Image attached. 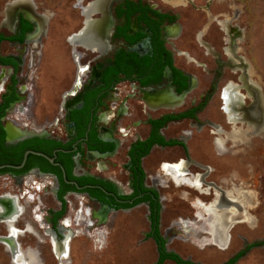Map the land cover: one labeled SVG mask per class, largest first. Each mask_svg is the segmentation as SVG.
Listing matches in <instances>:
<instances>
[{
    "label": "flooded vegetation",
    "instance_id": "obj_1",
    "mask_svg": "<svg viewBox=\"0 0 264 264\" xmlns=\"http://www.w3.org/2000/svg\"><path fill=\"white\" fill-rule=\"evenodd\" d=\"M36 7L33 0H25V5L19 0L8 2L9 10L0 28V165L21 164L27 151L44 154L28 152L21 167L6 166L8 169L0 171V178L12 182L10 189L0 192V249L8 264H29L28 258L19 259L28 251L36 264H45L44 243L58 264H66L74 237L88 235L87 230H91L88 232H102L105 240L102 228L110 213L127 212L139 205H144L147 211L149 229L145 237L151 238L156 248L150 232L157 205L158 229L166 244L168 240L160 232L163 206L157 187L171 179L166 172L177 180L184 176L191 184H194L193 176L199 175L203 188H207L203 193L213 195L207 203L218 198L220 204L228 205L227 190L211 182L205 184L210 167L193 174L188 171L192 161L182 159L169 170L163 163L174 162L164 160L156 177L144 167V159L154 148L179 147L185 154L190 149L187 140L191 131L181 129L167 136L165 130L170 124L189 120L198 129L208 124L218 130L217 124L207 118L199 120V115L218 87L221 68L232 59L219 58L211 42L203 38L206 32H199L200 42L205 51L215 56V71L179 50L173 42L182 33L177 13L163 10L149 0H73L72 7L78 9L80 18L76 28L63 36L73 62L72 76L60 94L52 118L36 124L32 120L33 87L35 77L39 78L38 64L45 54L41 42L48 34L50 19L57 18L56 13L37 11ZM216 23L230 32L227 51L235 58L240 28L231 26L229 20ZM175 54H182L210 74L208 84L197 99L189 100V105H186L187 94L198 87V81L191 71L176 63ZM243 80L249 90L254 88L251 81L244 77ZM122 84L128 88L117 91ZM237 88L233 81L220 84L221 110L230 122L254 119L257 124L253 130L259 131L264 127V118L256 88L250 106L243 103L244 94ZM130 98L147 109L146 116L134 121L133 127L145 124L148 128L144 136H134L125 150V159L117 162L115 157L123 146L120 136H126L129 131L127 124L119 123L131 115ZM240 109L242 115L238 113ZM242 131L247 139L250 131ZM151 141L144 154L145 146ZM218 151L226 149L223 146ZM118 166L126 175V183L116 177ZM186 171L193 176L187 178ZM208 188L214 191L209 192ZM47 195L54 206L47 204L44 197ZM67 196H74L77 205L71 206ZM138 198L144 199L136 201ZM127 203L131 205H123ZM190 222L184 220L181 224Z\"/></svg>",
    "mask_w": 264,
    "mask_h": 264
},
{
    "label": "rangeland",
    "instance_id": "obj_2",
    "mask_svg": "<svg viewBox=\"0 0 264 264\" xmlns=\"http://www.w3.org/2000/svg\"><path fill=\"white\" fill-rule=\"evenodd\" d=\"M13 1L0 0V28L4 15L9 10L8 2ZM33 1L36 3L37 11L53 12L56 13L54 16L59 18H52L47 24L48 34L41 42L45 54L38 64L39 78L35 77L33 87L35 107L32 120L36 124H42L46 119L50 120L56 112L61 100L60 94L71 79L73 62L68 51L69 45L63 36L76 28L80 15L78 9L72 7L73 0ZM149 1L163 10H170L179 15L177 22L182 27V33L173 40L179 50L206 63L215 71V56L205 51L200 42L199 32L202 30L206 32L203 38L211 42L219 58L226 61L231 58L232 62H226L221 68L218 87L206 109L199 115V120L207 118L208 121L217 124L218 130L208 124L198 129L189 120L170 124L165 130L167 136L177 134L181 129L191 131L187 140L190 149L185 154L179 147L154 148L144 159V167L151 176L160 172L158 167L164 160L174 163L180 160L192 161L188 165V171L193 174L205 171L203 167H210L211 172L205 176V184L211 182L219 189L227 190L225 194L242 202L245 210L244 218L234 222L227 232L225 217L222 211L215 207V202L220 203V201L215 197L216 199L207 203L213 195L203 193L207 192V188H203L204 182H201L200 187H196L184 176L178 181L166 172L174 181L167 178L164 186L157 185L163 206L160 232L168 240L165 244L166 249L202 264H223L249 246L232 264H264V127L254 131L253 128L257 124L254 119L245 118L230 122L221 110L222 104L218 97L220 84L233 81L238 84L237 91L244 94L243 103L250 106L255 100L253 91L256 88L264 118V0ZM19 2L25 5V0ZM223 20H229L231 26L241 30V39L237 44L238 55H235V58L227 51L230 32L220 29L216 23ZM174 57L176 63L191 71L198 81V87L187 94L186 105H189V100L197 99L198 94L208 84V80L211 79L210 74L196 63L186 60L182 54H175ZM243 77L252 82L254 86L252 90L244 84ZM127 88L128 86L122 84L117 91ZM128 103L131 115L122 118L119 124H127L126 130L129 131L126 136H120L123 139V146L115 157L117 162L125 159V150L134 136L138 134L144 136L148 128L145 124L133 127L134 121L142 120L146 116L147 109H142V104L134 98H130ZM238 113L242 115L243 110L240 109ZM242 129L250 131L248 140L241 134L233 133L234 130L242 131ZM212 130L216 132L213 133ZM214 139L217 147L214 145ZM223 146L226 151L219 152L218 148ZM117 170L116 177L120 182L126 183L125 173L120 171L119 166ZM192 176L186 174L187 178ZM11 187L12 182L0 178V192ZM208 191L214 190L208 188ZM44 197L49 206H54L48 195ZM67 197L71 206L77 205L74 196ZM204 214H207L206 217ZM196 215L204 220H198ZM80 217L82 218V215ZM80 217L77 216L76 219ZM184 220L191 222L183 225L181 222L184 223ZM105 225L102 228L106 236L105 240L102 232L98 231L95 234L88 232L91 230H87L88 235L82 233L74 237L71 256L68 259L67 251V258L65 257L69 260L66 264H154L156 262L158 255L156 245L151 238L145 237L149 228L144 205L134 207L127 212H111ZM99 244L103 247L98 248ZM42 252L45 264H58L45 243L42 244ZM0 264H8L1 249ZM163 264L176 263L167 259Z\"/></svg>",
    "mask_w": 264,
    "mask_h": 264
},
{
    "label": "trees",
    "instance_id": "obj_3",
    "mask_svg": "<svg viewBox=\"0 0 264 264\" xmlns=\"http://www.w3.org/2000/svg\"><path fill=\"white\" fill-rule=\"evenodd\" d=\"M153 143V141L150 142V144L148 146H145L144 148V154L148 152L150 145ZM139 144L143 145V142H139ZM8 168L6 167H2L0 168V171L6 170ZM128 196H123V197H129ZM141 199L144 198H138L136 201H140ZM123 205H131V204H123ZM118 207L121 206V204L117 205ZM154 214V218H153V229L150 232V235L155 239V242L157 244V249H158V257L157 260L154 264H163L165 260L169 259L172 260L173 262H175L176 264H202L200 262H196V261H192L189 259H185L183 257H181L180 255H178L177 253L173 252V251H168L165 247L164 244V240L161 237L160 233H159V229H158V209H157V205L155 204V210L153 212ZM249 248V246H247L244 250L238 252L233 258L229 259L228 261L224 262L223 264H232L240 255H242L247 249Z\"/></svg>",
    "mask_w": 264,
    "mask_h": 264
},
{
    "label": "water",
    "instance_id": "obj_4",
    "mask_svg": "<svg viewBox=\"0 0 264 264\" xmlns=\"http://www.w3.org/2000/svg\"><path fill=\"white\" fill-rule=\"evenodd\" d=\"M28 152H33V151H27L24 154V158H23V161H22L21 164H19V165L1 164L0 168L6 167V166L16 167V168L21 167L24 164V162H25V160L27 158ZM33 153H36V154L44 156V154L40 153V152H33ZM51 160H52V158H51ZM243 206L244 205L241 204L238 200H235V198H230V197L228 198V205H226V206H224V205H222V204H220L218 202H215V207L218 208V210L222 211V213H223V215L225 217V223H226L227 232L230 229V227L233 225L234 222L240 220L241 218H244L245 210H244ZM232 208H235V211ZM205 213H207V212H205ZM206 215L207 214H205V216Z\"/></svg>",
    "mask_w": 264,
    "mask_h": 264
},
{
    "label": "bare ground",
    "instance_id": "obj_5",
    "mask_svg": "<svg viewBox=\"0 0 264 264\" xmlns=\"http://www.w3.org/2000/svg\"><path fill=\"white\" fill-rule=\"evenodd\" d=\"M235 93H236V92H235ZM235 95H236V94H235ZM233 133H234V134H237V135H240V134H241V135H244V132L239 131V130H234ZM69 235H70V234H69ZM30 254H31V253H30L29 251H28L27 253H25V255H24L25 257L22 256L21 258H19L20 261L22 260V258H23V259L28 258L27 261H28L29 264H36V263L34 262V260H33L34 258H33ZM27 256H28V257H27Z\"/></svg>",
    "mask_w": 264,
    "mask_h": 264
},
{
    "label": "crops",
    "instance_id": "obj_6",
    "mask_svg": "<svg viewBox=\"0 0 264 264\" xmlns=\"http://www.w3.org/2000/svg\"><path fill=\"white\" fill-rule=\"evenodd\" d=\"M176 164H178V163H174V164H166L167 166H168V168H169V170H171V169H174L175 168V165ZM186 173H188L187 171H186ZM193 182H194V186H196V187H200L201 186V182H202V180H201V178H200V176L199 175H194L193 176Z\"/></svg>",
    "mask_w": 264,
    "mask_h": 264
}]
</instances>
